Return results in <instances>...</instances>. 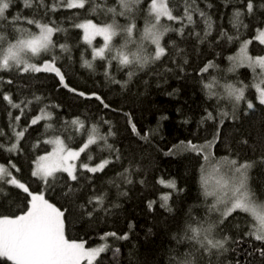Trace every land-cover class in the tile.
Returning a JSON list of instances; mask_svg holds the SVG:
<instances>
[{"label":"trees","instance_id":"16d2710c","mask_svg":"<svg viewBox=\"0 0 264 264\" xmlns=\"http://www.w3.org/2000/svg\"><path fill=\"white\" fill-rule=\"evenodd\" d=\"M52 2L53 0H47L49 4ZM108 2L112 4L114 0ZM247 2L248 0H230L228 3L225 0H198L200 8L211 15L214 21L211 35L201 43L195 35H187L191 26L185 30L184 38L175 32L168 33L161 43L169 55L143 71L137 70L131 79L127 75L129 69L120 67L117 61L113 60L109 68L106 59L97 57L93 60V49L104 47L103 39L96 38L88 44L84 40L83 30L74 27L75 23L84 19L103 24L110 22L109 17L103 14L90 16L85 10L63 7L44 16V9H40L37 19H42L43 22L54 19L66 30L53 35L56 42L55 54L58 57L56 66L61 69L65 83L75 91L63 87L54 73L17 75L0 72V76L5 80L13 79V84L4 83L0 88L4 92H11L15 102L24 100L27 104L28 100L33 101L27 107L21 105L24 115L19 122L21 127H17L16 131L28 127L31 119L40 115L41 108L52 114L50 120H41L38 124L28 127L20 141L19 154L0 150V164L8 165L11 160L20 169L19 172L12 169L13 174L29 186L30 190L44 191L49 202L62 210L67 209L66 235L69 239L83 240L86 241L85 246L93 247L102 242L100 237L105 233H127V240L108 238L113 248H120V254L114 261L110 249L102 254L104 264H117V261L118 264H168L169 256L174 254L173 250L183 252L189 247L187 243L178 245L173 239L174 236L183 234L186 222H203L205 219L217 218V213L209 212L213 201L205 195L201 182L202 166L204 168L206 163L204 154L198 155L185 150V145L189 142L204 145L213 139L217 131L219 138L208 148L209 153L214 159L227 157L238 159L240 162L256 161L250 173L253 177L251 186L255 199L264 202V165L260 164V157L264 155V105L259 104L255 88L249 87L245 96L253 102L254 108L249 110L247 104L241 102L237 112L238 119L234 121L231 119V102L220 100L215 95L210 96L204 87L213 78L221 84L237 81L252 84V70L242 66L230 71L228 59L238 52L241 42L248 39L252 40L249 45L250 54L264 55V45L254 39L257 30L264 28V10L259 8L262 0H252V15L247 13ZM209 3L211 8L207 7ZM237 9L244 12L241 19L248 28H240L239 39L228 42L221 38L220 32H227L229 35L236 33L229 20ZM17 12L22 16L31 17L33 9L24 8L23 0H15L9 13L15 15ZM194 19L200 20L198 14ZM118 21L121 24L127 23L123 17H118ZM143 25V19H138L137 27L142 29ZM18 27L39 31L26 23H21ZM195 30L203 35L204 24L198 23ZM171 40H175L183 52L175 54ZM112 43H122L121 37H114ZM60 44L67 45L69 51L62 52ZM150 50H154V46ZM51 55L49 53L46 58L51 59ZM109 55L106 50L105 56ZM84 60L90 61L93 67H85ZM210 62L215 67L201 73L200 70ZM106 69L109 76H105ZM113 78L120 83L113 82ZM221 89L214 88L213 91L222 93ZM80 92L85 95H79ZM93 93L99 95L110 107L104 108ZM35 96L41 97V100L36 102ZM9 111L12 112L13 118L20 115L19 109H11L0 96V129L5 133L0 136V143L7 145L15 141L10 124L16 122L14 119L10 121ZM221 111L229 113V117L223 118L222 125ZM209 112L214 119H205ZM245 112L247 115H244ZM126 113L128 115H125ZM76 118L84 122L86 129H90L93 124L97 125L100 135H107L111 130L114 135H108V143L119 150L121 158L116 160V153L110 154L106 147L101 151L103 141H99V147L91 145L81 154L77 167L79 181H71L67 173L57 172L55 175L58 179L55 180L54 187L45 190L43 184L32 176L38 157L51 151V143L44 141L61 137L68 147L78 149L86 140V136L74 131L77 126L71 125V121ZM65 121L69 123L66 125ZM45 123L51 124L52 129L45 132ZM133 124L140 135L133 133ZM142 135L148 136L147 141L140 138ZM69 136L72 139H69ZM243 139H247L249 144H242ZM169 151L173 154L166 155ZM88 153L92 155L90 162L87 160ZM104 158L113 162L103 172L93 174L79 168L81 161L94 166ZM125 169H129V172L125 173ZM120 173H124V176H120ZM83 177H89L90 181ZM125 177L132 183H127ZM170 181H174L180 191L166 187ZM66 184L79 186L81 191L76 193L73 199L62 197ZM5 188L8 189L9 196L0 198V215L21 214L26 194L8 185H5ZM104 193H107L105 205L110 211L107 214L96 213L91 220L82 216L77 205L86 204L92 195ZM165 195L170 197L168 205L172 209L171 212L160 206ZM150 201L155 202L151 209L148 206ZM251 219L247 213L238 211L220 226L223 233L217 238L220 235L231 236L232 241L227 247L235 249L219 258L224 264L229 260L232 264H236V261L240 264H264V258H261L257 251L258 248L264 247V244L245 234L249 230L248 222ZM207 259L205 257V264ZM212 264H218L215 256L212 257Z\"/></svg>","mask_w":264,"mask_h":264},{"label":"snow or ice","instance_id":"6c2138e0","mask_svg":"<svg viewBox=\"0 0 264 264\" xmlns=\"http://www.w3.org/2000/svg\"><path fill=\"white\" fill-rule=\"evenodd\" d=\"M14 2L15 0H0V72L15 73L17 75L41 72L54 73L59 78L60 84L68 88L69 91L75 90L65 83V77L61 69L56 66L58 57L55 54L56 42L53 40L55 33L66 30L61 28L54 19H49L47 22L37 19L36 16L40 9H44V16H47L48 12H56L63 7L82 9L90 16L103 14V16L109 17L110 22L97 24L92 19H84L75 23L74 27L83 30L84 40L88 44H91L95 36H102L104 47L93 49V60L97 57L102 60L106 59L109 68L113 60L117 61L120 67L129 69L127 73L129 79L136 74L137 70L143 71L161 61L162 57L169 55L166 47L161 43L168 33L175 32L181 38H184L186 35L185 30L191 26V30L188 31L187 35H195L203 43L211 35L214 24L211 15L200 8L198 0H148L147 3L145 0H114L112 4H109L108 0H53L51 4L47 3V0H23L24 8L33 9L31 17L22 16L19 12L15 15L10 14L9 9ZM225 2L228 3L230 0H225ZM207 7L211 8L212 5L209 3ZM259 8L264 10V0L260 3ZM246 10L249 15L253 14L254 4L252 0H248ZM197 14L200 18L199 21L194 19ZM242 16H244V12L239 9L233 12L229 22L236 29V33L229 35L227 32H220L222 39H226L228 42L239 39L240 28H248V25L241 19ZM118 17H123L127 23H119ZM138 19L144 21L142 29L137 27ZM200 22L204 24L203 35L195 30ZM21 23L32 25L39 31L18 27ZM175 25H179V27ZM116 36L121 37L122 43H112L113 38ZM255 39L260 45H264V30L258 29ZM170 43L175 49V54L183 52V49L178 47L175 40H171ZM250 44H252L251 39L242 41L237 55L229 56L228 59L233 64L230 71H235L236 68L242 66L252 70L253 82L251 85L244 84L243 81L221 84L215 78L204 85L210 96L215 95L220 100L226 99L231 102V119L234 121L238 119L237 112L241 102H245L249 110L254 108L253 102L245 96V92L249 87L255 88L259 104L264 105V55H250L248 50ZM152 46H154V50H150ZM59 47L62 52L69 51L65 44H60ZM106 50L110 54L108 57L105 56ZM49 53L52 54L51 59L46 58ZM185 63H187L186 60ZM84 66L89 69L93 67L92 63L87 60H84ZM211 67H215V65L210 62L200 71L201 73L208 72ZM109 75L106 69L105 76ZM13 82L11 78L5 80L4 77L0 76V85L4 83L11 85ZM113 82L120 83L115 81L114 78ZM237 84L240 86H237ZM214 88H222L223 92H215L213 91ZM78 94L85 95L83 92ZM92 95L104 108L110 107L99 95L94 93ZM0 96L11 109H19L20 111V115L14 118L12 112H8L10 121L14 119L16 122L10 124L15 141L10 145L0 143V150L9 154H19L21 151L20 141L24 138L28 127L38 124L41 120H50L52 114L41 108L40 115L34 116L28 127L16 131L17 127H21L19 122L21 116L24 115V108L21 105L24 104L27 107L33 101L28 100L25 104V101L21 100L17 103L13 100L11 92H4L2 88H0ZM40 100L41 97L35 96L36 102ZM220 115L222 117L220 124L222 125L223 118L229 117V113L221 111ZM244 115H247V113L245 112ZM205 119L212 120L214 117L209 112ZM68 123L65 121L66 125ZM105 123L109 122L105 121ZM129 123L131 124L130 117ZM71 125L77 126L74 131L85 135L86 140L82 142L78 150L68 147L59 137L44 141V143L54 145L53 151L47 156L38 157L39 163L36 169L32 171V176L43 184L45 190L54 187V182L58 179L55 175L57 172L67 173V177L71 181H79L80 176L77 175L78 166L75 161L79 160L81 154L85 153L91 145L99 147V141H103L101 151L106 147L110 154L112 152L116 153V160L121 158L119 150L114 149L113 145L108 143V135H114L111 130L107 135H100L97 125L93 124L90 129H86L84 122L80 121L79 118L71 121ZM52 127L51 124L45 123V132L52 129ZM132 131L140 135L134 124L132 125ZM4 135L3 129H0V136ZM140 138L147 141L148 136L142 135ZM218 138L219 131L213 136L212 140L204 145L189 142L185 145V150L195 152L198 155L203 153L204 160L209 161V154L205 150L211 148ZM69 139H72V137L69 136ZM241 143L244 145L249 144L247 139L241 140ZM262 147H264V144H262ZM170 154L173 153L171 151L166 153V155ZM87 160L89 162L92 160L91 153H88ZM89 162L81 161L79 168L95 174L103 172L113 161L104 158L94 166ZM260 164L264 165V155L260 157ZM210 165L219 174V179L215 181V187L212 191L208 190L206 180L202 179V184L204 185L205 195L215 197L209 212L217 213L218 216L214 220L205 219L203 222L200 220H195L194 223L186 222L183 234L174 236L173 239L176 240L178 245L187 243L189 247L183 252L173 250L174 254L169 256L168 264H205V257L208 258L206 264H212L213 256L217 258L218 264H224L219 258L225 256L229 251H235V249L227 247L229 242L232 241L231 236L220 235L219 238L217 236L223 233L220 226L224 224V221L238 211L247 213L252 218L248 222L249 230L245 234L264 244V202L257 201L254 198L255 193L252 191L251 186L253 177L250 173L256 165V161L245 160L240 162L238 159L225 157L222 161H211ZM12 169L16 172L20 171L11 160H9L8 165L0 164V198L9 196V191L5 188V185L21 190L26 196L24 197L21 214L14 216L0 215V264H104L101 258L102 254L107 253L110 249L113 260L117 259L120 248H113L108 242V238L127 240L129 238L127 233L123 235L116 232L105 233L100 237L102 243L94 247H86V241L83 240L69 239L66 235L65 211L67 209L62 210L49 202V199L45 198L44 191L33 192L30 190L29 186L13 174ZM127 172H129V169H125V173ZM119 175L124 176V173ZM83 178L90 181L89 177ZM125 179L127 183H132L127 177ZM161 183H164V181H161ZM166 187L180 191L174 181L168 182ZM80 191L79 186L66 184V191L62 193V197L73 199L76 193ZM123 194L126 195V193ZM106 196L107 193L92 195L88 198L86 204H78L77 207L80 208L81 215L91 220L96 213L103 212L107 214L110 209L105 205ZM169 199L168 195L162 197L163 202L160 206L171 212L172 209L168 205ZM154 203V201L149 202L150 209ZM89 206L91 207L89 208ZM233 242L239 243V241ZM257 251L261 258H264V247L258 248ZM227 264H232V261L229 260ZM236 264H240V262L236 261Z\"/></svg>","mask_w":264,"mask_h":264},{"label":"rangeland","instance_id":"374dc122","mask_svg":"<svg viewBox=\"0 0 264 264\" xmlns=\"http://www.w3.org/2000/svg\"><path fill=\"white\" fill-rule=\"evenodd\" d=\"M95 23V22H94ZM261 30H264V28L263 29H261ZM84 34V33H83ZM96 38H101V39H103V37L102 36H99V35H97V36H95L93 39H92V41L93 40H95ZM255 39V38H254ZM91 41V42H92ZM103 42H104V39H103ZM102 47V46H101ZM100 47V48H101ZM97 49V48H96ZM99 49V48H98ZM240 49V48H239ZM249 50V49H248ZM238 52H239V50H238ZM237 52V53H238ZM237 53L234 55V56H236L237 55ZM249 54H250V52H249ZM251 55V54H250ZM230 67L232 68L233 67V64H232V62H230ZM230 68V69H231ZM221 91L223 92V89H221ZM56 137H54V138H52V139H55ZM59 139H61V140H63L61 137H59ZM64 141V140H63ZM52 145V148H51V151H49V152H47V153H45V154H43L42 156H47L48 154H50L52 151H53V148H54V145L53 144H51ZM73 150H78V149H74V148H72ZM205 152L206 153H208L209 154V161H206V163H205V165H204V168H203V172H202V179L203 180H206L207 181V187H208V190L209 191H212L213 189H214V187H215V181L217 180V179H219V174L218 173H216L215 171H214V169L211 167V165H210V162L211 161H213V160H217V161H222V159H214L213 158V156L211 155V153H209V149H206L205 150ZM42 156H40V157H42ZM39 163V161L37 160L36 162H35V165H34V170L36 169V167H37V164ZM75 163L77 164V166H78V160L77 161H75ZM202 182V181H201ZM202 186L204 187V185L202 184ZM205 190V189H204ZM206 196H209V197H211V199H212V201L214 202V200H215V197L214 196H211V195H206ZM255 198V197H254ZM258 201V200H257ZM213 213V212H212ZM102 243V242H101ZM100 244V243H99ZM98 245V244H97ZM96 245V246H97ZM87 247V246H86ZM94 247V246H93Z\"/></svg>","mask_w":264,"mask_h":264}]
</instances>
